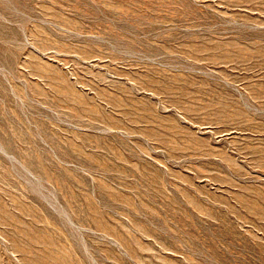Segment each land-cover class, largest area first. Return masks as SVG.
I'll list each match as a JSON object with an SVG mask.
<instances>
[{
  "label": "rangeland",
  "instance_id": "rangeland-1",
  "mask_svg": "<svg viewBox=\"0 0 264 264\" xmlns=\"http://www.w3.org/2000/svg\"><path fill=\"white\" fill-rule=\"evenodd\" d=\"M0 264H264V0H0Z\"/></svg>",
  "mask_w": 264,
  "mask_h": 264
}]
</instances>
